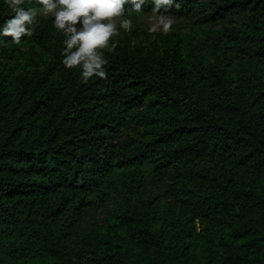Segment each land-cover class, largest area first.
<instances>
[{"label": "trees", "instance_id": "trees-1", "mask_svg": "<svg viewBox=\"0 0 264 264\" xmlns=\"http://www.w3.org/2000/svg\"><path fill=\"white\" fill-rule=\"evenodd\" d=\"M166 11L197 30L119 34L87 83L53 19L0 35V264H264V0Z\"/></svg>", "mask_w": 264, "mask_h": 264}, {"label": "clouds", "instance_id": "clouds-1", "mask_svg": "<svg viewBox=\"0 0 264 264\" xmlns=\"http://www.w3.org/2000/svg\"><path fill=\"white\" fill-rule=\"evenodd\" d=\"M24 2L6 0L15 14L0 29V35L11 37L12 42L19 45L24 37L33 35L38 16H51L54 27L65 36L61 53L63 65L68 69L79 68L85 83L94 76L107 79L104 53L113 52L117 47L114 38L120 34L118 21L119 28L129 30L132 26L130 19H122L129 0H36L40 7L27 9L22 7ZM131 3L133 7L127 13L143 10L144 0H131ZM153 3L154 23L149 31L170 32L175 20L162 14L161 9L171 7L174 0H153Z\"/></svg>", "mask_w": 264, "mask_h": 264}, {"label": "rangeland", "instance_id": "rangeland-1", "mask_svg": "<svg viewBox=\"0 0 264 264\" xmlns=\"http://www.w3.org/2000/svg\"><path fill=\"white\" fill-rule=\"evenodd\" d=\"M32 8V7H31ZM162 14H168L172 16L175 20L172 29L170 32H176L181 30L184 34L193 31V23L195 22V17H177L171 13V11H166ZM53 19V17L48 16ZM122 19H130L132 21V26L129 30H125L123 28H119V21L117 22V27L119 29L120 34H132L134 32H149V28L154 23L153 13H138L135 16H124ZM79 27V25H78ZM195 31L197 29H194ZM156 33H163L162 31H157ZM151 33V34H156ZM142 37L135 38L136 42H140ZM153 39V38H152ZM31 55V51L27 47L19 46L16 48L14 53V57L16 59L10 60V64L17 70L18 72L25 69L28 64L27 57ZM121 199V194L119 192H113L109 198V201L103 207L97 209L92 217L90 218V225L101 224L103 220H105L108 216H110L116 209L117 205Z\"/></svg>", "mask_w": 264, "mask_h": 264}]
</instances>
